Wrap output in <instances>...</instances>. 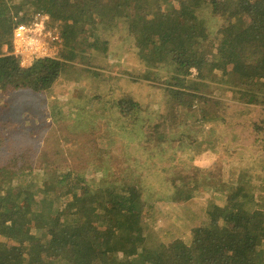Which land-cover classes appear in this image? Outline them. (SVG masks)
<instances>
[{
	"label": "trees",
	"instance_id": "obj_1",
	"mask_svg": "<svg viewBox=\"0 0 264 264\" xmlns=\"http://www.w3.org/2000/svg\"><path fill=\"white\" fill-rule=\"evenodd\" d=\"M29 6L31 17L44 13L52 24H62L61 48L59 58L24 69L12 55L13 30L30 20L24 11ZM119 24L134 37L144 62L172 66L165 90L175 102L216 82L239 103L264 106V0H0V87L47 93L70 62L84 60L89 48L106 49L102 31ZM121 104L122 116L139 119L128 100ZM249 131L241 135H254ZM30 168L0 165V264H264L263 190L256 199L237 185L226 192L224 207L204 210L199 227L192 228L196 221L189 210L168 212L167 226L153 237L145 217L153 222L156 214L138 184L106 174L98 189L88 185L79 194L87 182L81 172L55 165L48 180L45 171L36 182L31 176L37 168ZM61 186L63 193L55 197L50 189ZM190 229L188 245L181 237Z\"/></svg>",
	"mask_w": 264,
	"mask_h": 264
},
{
	"label": "rangeland",
	"instance_id": "obj_2",
	"mask_svg": "<svg viewBox=\"0 0 264 264\" xmlns=\"http://www.w3.org/2000/svg\"><path fill=\"white\" fill-rule=\"evenodd\" d=\"M61 25L51 22L50 28L60 30ZM101 39L107 41L106 49L89 48L84 60L70 62L47 93L0 87V165L19 164L28 171L35 165L31 179L36 182H42L45 171L48 180L55 165L79 171L87 179L79 194L88 185L98 189L106 174L121 176L138 184L146 207L153 208L154 221L145 217L153 237L167 226L168 212L189 210L196 221L192 228L199 227L204 210L224 207L226 192L237 185L256 199L264 192V132L258 131L264 126L263 105L239 103L216 82L203 94L175 102L165 90L171 65L155 68L144 62L122 24L102 31ZM148 75L158 81L146 79ZM125 100L139 112L137 122L119 113ZM158 122L163 124L156 130ZM246 130L255 133L241 135ZM161 134L164 138L157 137ZM50 190L57 197L64 186ZM178 195L191 198L175 204ZM181 239L192 244L191 229Z\"/></svg>",
	"mask_w": 264,
	"mask_h": 264
},
{
	"label": "built area",
	"instance_id": "obj_3",
	"mask_svg": "<svg viewBox=\"0 0 264 264\" xmlns=\"http://www.w3.org/2000/svg\"><path fill=\"white\" fill-rule=\"evenodd\" d=\"M51 22L49 15L36 13L29 23H18L14 27L12 55L22 68L27 69L40 59L59 57L60 32L57 26L50 28Z\"/></svg>",
	"mask_w": 264,
	"mask_h": 264
},
{
	"label": "crops",
	"instance_id": "obj_4",
	"mask_svg": "<svg viewBox=\"0 0 264 264\" xmlns=\"http://www.w3.org/2000/svg\"><path fill=\"white\" fill-rule=\"evenodd\" d=\"M208 123L210 124V121H208ZM210 134V133H209ZM210 136H212V134H210ZM211 142V141H210ZM216 151H214L213 153L215 154ZM216 155V154H215Z\"/></svg>",
	"mask_w": 264,
	"mask_h": 264
}]
</instances>
